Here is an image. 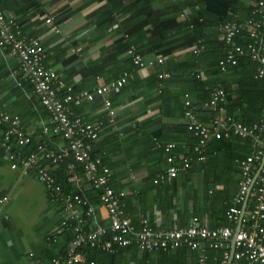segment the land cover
Wrapping results in <instances>:
<instances>
[{
  "label": "crops",
  "instance_id": "obj_1",
  "mask_svg": "<svg viewBox=\"0 0 264 264\" xmlns=\"http://www.w3.org/2000/svg\"><path fill=\"white\" fill-rule=\"evenodd\" d=\"M0 5L6 17L16 19L25 36L41 42L44 64L57 73L60 93L69 87L94 91L129 75L116 92L96 96L94 101L71 106V110L102 125L93 155L110 168L113 188L126 193V211L135 226L148 219L155 229L175 230L190 227L195 218L208 228L227 226L226 214L241 181L235 161L250 155L254 147L238 139L227 142L221 151L210 147L208 162L194 161L173 181L155 184L153 178L168 168L166 153L159 145L175 144L172 153L177 162L193 156L197 140L187 129L185 103L187 95L194 104L205 95L195 75L216 88L222 82L217 75L208 79L209 67L199 63L193 47H178L166 55L153 49L184 43L188 36L182 24L199 7L212 20L208 19L203 35L216 38L221 23L251 16V0H0ZM52 17L58 31L47 23ZM211 22L215 26H210ZM131 47L143 57L145 67L136 68L129 54ZM159 56L164 58L163 64L156 63ZM18 65L17 57L0 48V107L19 116L35 142L45 143L56 153L65 150L68 142L60 135H43L41 129L50 115L29 84L18 86L14 78ZM162 73L169 76L161 78ZM202 107L199 118L210 123L211 114ZM3 134L0 127V264H51L53 258L64 256L70 245L71 240L64 241L66 231L73 237L72 228L63 226L64 205L52 201L34 173L12 169L3 148ZM40 161L57 180L67 175L61 165L43 157ZM82 191L96 209L98 222L110 227L98 192L87 183ZM5 198L8 200L3 202ZM198 253L185 249L143 253L132 247L115 261L98 255L101 260L96 262L195 264ZM207 253V264H224L221 250L207 248Z\"/></svg>",
  "mask_w": 264,
  "mask_h": 264
},
{
  "label": "built area",
  "instance_id": "obj_2",
  "mask_svg": "<svg viewBox=\"0 0 264 264\" xmlns=\"http://www.w3.org/2000/svg\"><path fill=\"white\" fill-rule=\"evenodd\" d=\"M251 1L253 10L248 19L241 21L233 18L219 25L220 38L227 45V52L225 58L220 61V67L225 71L227 66L237 65L241 57L249 54L254 61L260 62L257 76L264 78V0ZM47 23L58 31L53 17L49 18ZM244 33L250 37L245 47L235 41ZM0 48L8 50L11 56L18 58L19 65L14 72L18 86L29 84L36 99L49 112L50 118L41 129L43 135H60L68 142V147L57 153L49 150L45 143H39L38 151L34 153L14 152L13 139L17 140L19 146H26L32 142L34 134L24 129L19 116H12L0 107V126H6L3 147L12 169L34 173L47 189L52 201L64 205L66 217L63 226L72 228L73 231L65 255L53 258L51 264H98L88 258L89 249L118 254L128 247H136L143 253L170 252L189 247L192 251H199L195 264H207L208 256L204 253L207 247L225 248L224 264H229L233 242L235 253L231 264H264V226L261 225L264 220V166L254 183L259 166H254V163L260 161V165L262 164L264 151L261 150L241 162L239 192L233 206L227 211L228 219L237 224L236 229L229 226L208 228L200 225L198 218L194 219L190 227L175 230L155 229L148 219L142 220L139 227L135 226L126 211V193L117 192L113 188L110 168L104 165L100 157L93 155L94 144L103 130L102 125L89 122L71 110V106H80L83 102L94 101L96 96L116 92L125 85L129 75L125 74L120 80L94 91H75L69 87L65 93H60V89L56 87L57 73L44 64L46 54L41 42L25 36L16 19L6 17L1 9ZM201 50L202 48L195 47L196 53ZM129 54L137 68L147 65L135 47L130 48ZM156 63L163 64L164 58L157 57ZM149 64L153 65L155 61ZM160 76L164 78L169 74L162 73ZM226 102V91L220 86L215 88L210 101L204 106L206 111L213 113V119L210 123H204L198 115L199 107L187 95L185 119L187 129L198 139L194 150L200 160L204 159L206 146L212 136L220 139L224 135L228 137L233 131L245 138L255 137L256 131L264 132V117L254 128L232 124L231 117L224 116L223 105ZM256 138L259 140L260 137ZM259 145L261 146L260 142ZM159 147L166 152L168 168L156 176L155 184L173 181L180 172L190 169L193 161L191 157H181V164L177 165V158L172 153L175 144ZM41 157L54 165L68 159L73 160L67 167L71 190L64 189L52 172L41 163ZM86 183L98 191L100 203L109 214L110 227L98 222L96 209L90 200L77 193L85 188ZM247 198L249 208L244 212L243 205ZM7 200L8 198H5L3 202ZM250 200L253 203L249 206Z\"/></svg>",
  "mask_w": 264,
  "mask_h": 264
},
{
  "label": "trees",
  "instance_id": "obj_3",
  "mask_svg": "<svg viewBox=\"0 0 264 264\" xmlns=\"http://www.w3.org/2000/svg\"><path fill=\"white\" fill-rule=\"evenodd\" d=\"M0 7H1V5H0ZM251 14H252V12H251ZM201 19H202V21H201ZM208 19L211 20L210 18H208V15L204 11H202V8L199 7L198 12L195 13V15L193 17L191 16L190 20L186 21L185 24H182V27H184L186 29V33L188 36V39H186V41H184V43L174 45V42H173L169 47H166L163 49H160L161 46H159V47L155 46L153 51L159 55H163V54L166 55V54L173 53L175 50H177L178 47L179 48L193 47L194 48L193 52H195L194 55H196L199 58V63L205 62V63H207V65L209 67L208 72H210L211 74L208 75V79H210V77L212 75H217L222 82L220 87H222L226 91V94H227V102L223 105V107L225 109L224 110V116L231 117L232 124H243V125H246L248 127L254 128L256 125L260 124V122L263 120V117H264L263 116L264 115V78H259L257 76L258 68L260 67L261 64L259 61H254L249 54H246L245 56H243L239 59V62L237 65H235V66L229 65V66H227V69L225 71H223L220 67V61L225 58V55L227 52V45L225 44L224 41L221 40L220 33L218 36H216V38H215V35L211 36V37H206L203 35L202 32L204 30V27H206L208 25V21H209ZM210 26L213 27L215 25L213 24V22H211ZM217 28H219V26H217ZM235 41H237V43H239L245 47L249 43L250 37L248 34L244 33V34L239 35ZM136 46L139 48V50H141V46L139 44H137ZM195 47L199 48V49L202 48V50L199 53H196ZM147 51H149V50H147ZM142 52H145V51L143 50ZM195 78H196L195 79L196 83L199 85L198 86L199 89H201L202 92H204V94H205L204 97L202 98V100L199 101L200 103L199 102L196 103L199 105V108H201L202 106H205L208 101H210L211 96H212V92L216 87H215V85L213 86V84L208 82L207 80H203L199 75L198 76L195 75ZM231 81H233L234 83H229ZM44 109L49 114V112L47 111V109L45 107H44ZM201 109H203V107ZM208 112H210V111H208ZM198 115H199V111H198ZM211 117L213 119V113L211 114ZM0 127H3L4 130L6 128V126H0ZM222 133L224 134L223 131H222ZM257 136L260 137L259 140L256 138ZM34 138H35V136L33 137L32 142L26 146H19L17 140L13 139V141H12L13 151L19 152V153H24V151H26L27 149L28 150L30 149L32 151L27 152V153L37 152L38 151V145L41 142H39V141L35 142ZM3 139H4V134H3ZM195 139L198 142V139L196 137H195ZM235 139L236 140L238 139V140L244 142L248 146L254 147L253 151L250 153V155H246V156L242 155V156L238 157L237 160L235 161V165H237L239 167L238 172H240L241 178H242L241 162L244 160H247V158L249 156H254L255 154H258V152L261 150L264 151V132L256 131L255 137L248 136L245 138L240 137L239 135L235 134L233 131H231L229 133L228 137H226L224 135L220 139L212 136L209 139V142L206 146L205 156H204L203 160L198 159V154L195 152V150H193V154H192L193 156H189L193 159L192 164L194 161H197V160L200 163L201 162L206 163L208 156H209V152H210L209 148L210 147H212L213 150L215 149L217 151H221L227 145V142H230L231 140H235ZM197 142H196V144H197ZM259 142L261 143L262 147L259 145ZM6 155H7V153H6ZM263 157H264V155L262 156V160H263ZM71 161H73V160L68 159V160L63 161L62 163L58 164L64 168V170L66 171V174H67L66 176H62V178H60L58 180V182H60L64 186L65 190H71L72 189L71 185L68 182L69 177H68V173H67V167H68L69 162H71ZM180 164H181L180 162H177V165H180ZM256 165H259L258 166V169H259V167L261 166L260 161L255 162L254 166H256ZM258 169H257V171H258ZM155 178H153V180H155ZM154 183H155V181H154ZM93 190L98 192L95 189H93ZM238 192H239V190H238ZM77 193L84 195L83 191H77ZM252 203L253 202H251V200H250L249 206L252 205ZM226 216H227V214H226ZM227 221H228L227 226L236 229V227H237L236 223L231 222L228 219V217H227ZM261 225L264 226V220L261 222ZM224 227H226V226H224ZM65 237H66V239L64 240L65 242H70V240L72 239V235L68 231H66ZM130 248H132V247L124 248L118 254H112V253L104 252V251H101L98 249H89L87 251V256L90 260H95V261L99 260L100 261L101 259L98 257V255H104V256L109 257L115 261V259H117L121 255L123 256L125 251L127 249H130ZM207 248L209 249V247H207ZM207 248L205 249L204 253L209 257V255L207 253ZM182 249L191 250L189 247H185ZM210 249L211 250H221L222 251V258L224 261L225 248H222V249L210 248ZM178 250H180V249H178ZM65 251L66 250H64V253H65ZM161 252L168 253V252H164V251H161ZM198 258H199V253H198ZM197 261H198V259H197Z\"/></svg>",
  "mask_w": 264,
  "mask_h": 264
},
{
  "label": "water",
  "instance_id": "obj_4",
  "mask_svg": "<svg viewBox=\"0 0 264 264\" xmlns=\"http://www.w3.org/2000/svg\"><path fill=\"white\" fill-rule=\"evenodd\" d=\"M263 166H264V157H263V160H262V164H261L259 170L257 171L255 177H254V183H255L256 180L258 179L259 174H260L261 169L263 168ZM247 204H248V198H247V201L245 202V205H246V206H247ZM244 212H245V209H244ZM234 245H235V243L233 242V247H232V250H231V258H230V260H229V264H231V262H232V260H233L234 253H235Z\"/></svg>",
  "mask_w": 264,
  "mask_h": 264
}]
</instances>
